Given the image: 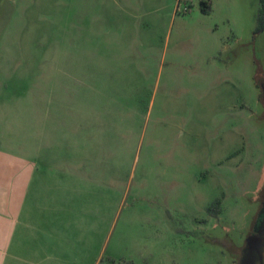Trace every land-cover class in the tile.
Segmentation results:
<instances>
[{"label":"rangeland","instance_id":"1","mask_svg":"<svg viewBox=\"0 0 264 264\" xmlns=\"http://www.w3.org/2000/svg\"><path fill=\"white\" fill-rule=\"evenodd\" d=\"M201 1L0 0V150L35 119L33 89L40 125L116 136L82 154L109 162L101 183L119 191L115 225L140 264H264L259 0H209L207 14ZM99 53L114 97L89 82Z\"/></svg>","mask_w":264,"mask_h":264},{"label":"crops","instance_id":"2","mask_svg":"<svg viewBox=\"0 0 264 264\" xmlns=\"http://www.w3.org/2000/svg\"><path fill=\"white\" fill-rule=\"evenodd\" d=\"M100 53L89 82L99 93L108 86L105 93L112 96L119 86L117 71L104 64ZM86 65L80 67L84 72ZM77 93L83 92L75 91L71 97ZM35 98V119L16 137L14 153L0 150V264H100L104 258L140 264L115 225L119 191L101 183L100 175L108 177L109 172L101 166L109 162L99 151L82 154L90 144L109 147L116 136L111 137L107 127L70 124L64 119L60 124L40 125L39 97L31 89L32 106ZM80 113L51 115L66 119ZM72 150L79 155L70 156ZM90 206L95 208L91 216Z\"/></svg>","mask_w":264,"mask_h":264},{"label":"trees","instance_id":"3","mask_svg":"<svg viewBox=\"0 0 264 264\" xmlns=\"http://www.w3.org/2000/svg\"><path fill=\"white\" fill-rule=\"evenodd\" d=\"M210 9H211L210 8V1L209 0H202L201 1L202 12L207 14V13H209ZM262 33H264V0H259V9H258V13L256 16V27L254 30V35L257 36V35H260ZM219 205H221L220 199L214 201V203L208 209V211H211L212 208H215V206H219ZM105 261H107V262L109 261L108 264H134V262H132V261H128V260H124V259L116 260V259H112V258H104L100 264H103Z\"/></svg>","mask_w":264,"mask_h":264}]
</instances>
